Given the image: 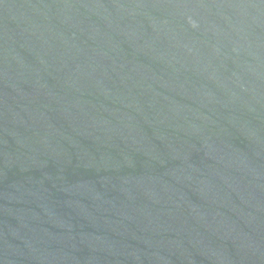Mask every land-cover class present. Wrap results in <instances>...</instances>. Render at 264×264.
I'll return each instance as SVG.
<instances>
[{
	"label": "water",
	"instance_id": "water-1",
	"mask_svg": "<svg viewBox=\"0 0 264 264\" xmlns=\"http://www.w3.org/2000/svg\"><path fill=\"white\" fill-rule=\"evenodd\" d=\"M0 264H264V0H0Z\"/></svg>",
	"mask_w": 264,
	"mask_h": 264
}]
</instances>
